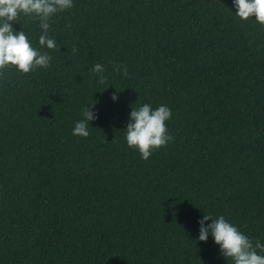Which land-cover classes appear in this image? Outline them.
<instances>
[{
	"label": "trees",
	"instance_id": "obj_1",
	"mask_svg": "<svg viewBox=\"0 0 264 264\" xmlns=\"http://www.w3.org/2000/svg\"><path fill=\"white\" fill-rule=\"evenodd\" d=\"M234 13L74 0L53 18L51 66L0 77V264H228L198 240L205 214L264 240V27ZM13 27L39 48L37 20ZM145 103L171 109L174 137L148 160L124 138ZM94 104L89 137L73 136Z\"/></svg>",
	"mask_w": 264,
	"mask_h": 264
},
{
	"label": "clouds",
	"instance_id": "obj_2",
	"mask_svg": "<svg viewBox=\"0 0 264 264\" xmlns=\"http://www.w3.org/2000/svg\"><path fill=\"white\" fill-rule=\"evenodd\" d=\"M73 7L74 0H0V77L9 68H15L22 74L48 69L52 56L49 51L41 49L57 48L55 39L49 36L51 22L58 14ZM233 7L239 20L247 22L254 19L264 27V0H233ZM22 16L38 21L39 48L33 45L25 30L14 29L13 24L19 22ZM113 71L124 77L128 76L125 65L115 64ZM91 72L96 76L99 85L107 83L103 64H94ZM111 99L114 103L119 102L116 93ZM94 107L95 104L81 109L82 119L75 123L73 136L89 137V124L99 118ZM171 118L172 111L167 105L153 108L151 104L145 103L138 108H132L124 131L127 146L138 151L142 159L148 160L154 151L174 141L167 128V122ZM198 223V240L207 243L211 237L228 264H264V240L261 238L253 240L223 215L213 217L205 214Z\"/></svg>",
	"mask_w": 264,
	"mask_h": 264
}]
</instances>
